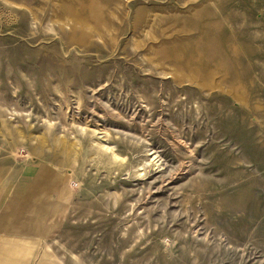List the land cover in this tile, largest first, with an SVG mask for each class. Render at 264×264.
<instances>
[{
  "label": "rangeland",
  "instance_id": "obj_1",
  "mask_svg": "<svg viewBox=\"0 0 264 264\" xmlns=\"http://www.w3.org/2000/svg\"><path fill=\"white\" fill-rule=\"evenodd\" d=\"M25 163L65 192L29 264H264V0H0Z\"/></svg>",
  "mask_w": 264,
  "mask_h": 264
},
{
  "label": "crops",
  "instance_id": "obj_2",
  "mask_svg": "<svg viewBox=\"0 0 264 264\" xmlns=\"http://www.w3.org/2000/svg\"><path fill=\"white\" fill-rule=\"evenodd\" d=\"M25 164L12 179L0 171V264H29L61 231L63 177L42 163Z\"/></svg>",
  "mask_w": 264,
  "mask_h": 264
}]
</instances>
